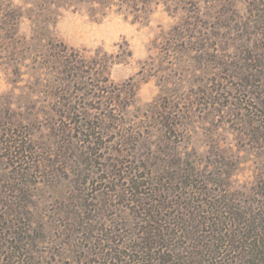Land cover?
<instances>
[{
	"label": "rangeland",
	"instance_id": "obj_1",
	"mask_svg": "<svg viewBox=\"0 0 264 264\" xmlns=\"http://www.w3.org/2000/svg\"><path fill=\"white\" fill-rule=\"evenodd\" d=\"M0 264H264V0H0Z\"/></svg>",
	"mask_w": 264,
	"mask_h": 264
}]
</instances>
